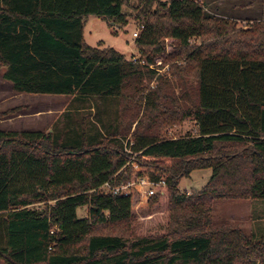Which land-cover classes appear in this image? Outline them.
Instances as JSON below:
<instances>
[{"label": "trees", "instance_id": "trees-1", "mask_svg": "<svg viewBox=\"0 0 264 264\" xmlns=\"http://www.w3.org/2000/svg\"><path fill=\"white\" fill-rule=\"evenodd\" d=\"M127 2L0 0V68L14 93L69 96L82 108L94 101L101 121L105 107L119 106L112 130L102 122L107 133L86 127L85 115L75 125L81 135L72 132L70 111L52 130L0 129V260L263 263L264 236L254 241L238 227L216 226L210 212L219 198L264 201V1L256 17L240 19L208 12L203 0H137L134 19L143 27L134 46L148 64L163 55L172 75L147 88L155 70L84 41L88 16L125 25ZM167 37L175 42L164 55ZM187 118L194 132L167 136L166 128ZM132 126L125 148L136 167L116 140ZM198 169H210L207 182L191 193L179 190V179ZM140 176L166 186L146 202L136 191L98 189ZM145 205L163 214L161 233L135 232ZM80 207L87 208L84 217ZM107 226L131 236L101 231Z\"/></svg>", "mask_w": 264, "mask_h": 264}, {"label": "rangeland", "instance_id": "rangeland-1", "mask_svg": "<svg viewBox=\"0 0 264 264\" xmlns=\"http://www.w3.org/2000/svg\"><path fill=\"white\" fill-rule=\"evenodd\" d=\"M208 6V12H216L227 17H256L259 11L264 10V6L261 9V1L257 0L256 4L251 5V0H203ZM264 1V0H263ZM199 2H201L199 0ZM129 3V4H128ZM137 0H128L124 7L126 14L125 25L115 24L113 21H106L98 16L90 15L86 18L83 28L84 41L90 46L101 45L102 47H113L117 51L123 53L126 57L137 54L138 50L134 46V39L132 36L133 31L137 27L136 20L134 19L133 6L136 5ZM263 3V2H262ZM242 25L245 22H240ZM196 41V40H195ZM175 40L167 37L164 39V55L173 51V44ZM194 41H191V43ZM161 59L160 64L154 65V68L160 69V72L155 73L152 81H144V87H152L155 83L156 77L164 75L172 77L170 74V63L164 64L163 55L154 59ZM179 63V62H178ZM168 65V66H167ZM166 67V68H165ZM152 69V68H151ZM3 69L0 68V112H6L5 115L0 113V129L4 130H52L53 122H58L56 127L64 125V121L67 119L65 112L70 111L72 113L71 119L74 120L73 126L69 127L72 132H76L78 124L81 122L82 116H86L84 119L85 126L92 129V131L98 130L102 133H107L106 128L102 125V122L110 124L109 130L113 129V124L116 125V111L119 109L117 103H113L105 107L107 113L103 115V120L95 116L96 103L90 101L83 103L85 108H82V103H77L71 100L69 96L63 95H32L25 93H14L11 88V84L2 78ZM145 92V91H144ZM145 94V93H143ZM75 107H79V111H75ZM98 106V109H101ZM104 107V106H103ZM17 108L13 113L9 112L10 109ZM76 112V113H73ZM89 116V117H88ZM125 121V120H124ZM77 125V126H75ZM127 129V124H123L121 127L122 132ZM128 131L126 138L116 137V140L122 141L124 144V151L130 153L125 148V143L130 138V132ZM82 125L79 126L78 133L81 135ZM194 132V121L191 118H187L178 123H174L166 128L167 136L178 137L184 135L187 132ZM76 132V133H77ZM78 135V137H80ZM132 157L128 160L127 164H132V158L134 153H130ZM134 167L136 164L133 163ZM210 169H198L190 173L188 177H182L179 179L178 189L186 192H193L200 189L209 179ZM139 198H141L139 196ZM147 199H144L146 202ZM143 211L140 212L142 218L137 219L134 223L135 232L137 234H159L161 233L164 225L163 214L159 209L151 208L150 206H144ZM87 213V208L80 207L77 209L78 217H84ZM213 224L216 226H235L240 228L244 234L251 237L254 241L259 240L264 236V201L251 200V199H230L219 198L215 199L212 203V209L210 212ZM103 232H116L124 235L131 236V232H127L126 228L122 227H103ZM0 264H5L0 260ZM253 264H264L258 260Z\"/></svg>", "mask_w": 264, "mask_h": 264}, {"label": "built area", "instance_id": "built-area-1", "mask_svg": "<svg viewBox=\"0 0 264 264\" xmlns=\"http://www.w3.org/2000/svg\"><path fill=\"white\" fill-rule=\"evenodd\" d=\"M142 27H143L142 24L137 25V27L135 28V30L132 33L133 38H135L139 35ZM191 41H195V39L192 38L189 40V42H191ZM130 58L133 61L144 64V65L148 66L149 68L155 69L157 71V73L160 72V69L154 68V65L160 64L161 59L155 60L154 63L148 64L144 59L140 58L139 52H137V54L133 53ZM164 186H166L165 180L149 181L145 177L140 176L136 180L128 181V182L118 184V185H112L109 182H105L98 189L101 190L104 194L123 195V196L131 195V193L133 191H136L141 198L147 199V198L153 196L154 194H156L158 191H160V189ZM187 193H190V192H187Z\"/></svg>", "mask_w": 264, "mask_h": 264}, {"label": "crops", "instance_id": "crops-1", "mask_svg": "<svg viewBox=\"0 0 264 264\" xmlns=\"http://www.w3.org/2000/svg\"><path fill=\"white\" fill-rule=\"evenodd\" d=\"M263 4H264V2H263ZM263 13H264V10H263ZM237 18H240V17L238 16ZM240 19H243V18H240ZM44 95H48V94H44ZM52 124H54V122ZM48 130H50V129H48Z\"/></svg>", "mask_w": 264, "mask_h": 264}]
</instances>
